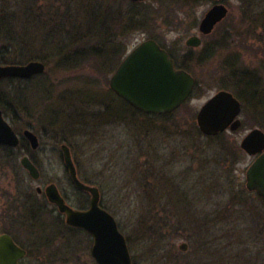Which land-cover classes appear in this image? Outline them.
Here are the masks:
<instances>
[{"label": "rangeland", "instance_id": "1", "mask_svg": "<svg viewBox=\"0 0 264 264\" xmlns=\"http://www.w3.org/2000/svg\"><path fill=\"white\" fill-rule=\"evenodd\" d=\"M19 1L0 0V58L18 60L23 52L7 46L2 38L11 30V22L3 21L21 13L16 7ZM26 2L36 4V0ZM80 2L85 4V0ZM107 3L120 8L122 15L116 14L113 25L106 27L112 35L107 39L110 42L97 38L92 43L89 39L97 37L94 21ZM214 3L94 0L95 6L80 7V17L66 26V34H76L74 39L80 45L68 49L71 53L67 56L85 53L78 67H64L57 58H51L46 72L29 81H0V92L7 93L9 107L17 111L8 110L10 117L6 115V119L19 135L29 128L41 142L39 149L31 150L42 174L38 181L18 165L0 160V234L13 231L15 240L25 248L30 246L33 255L41 249L50 253L41 259L25 258L21 264H97L91 254L92 237L61 223L44 196L36 193L37 186L44 188L55 182L71 205L88 207V198L76 193L62 161L60 149L65 143L78 161L79 176L100 187L102 203L126 236L135 264H264V202L246 187V169L255 157L240 148L245 134L260 127L253 105L264 101V93L258 98L241 95L239 79L233 77L243 66L264 81V19H253V14L248 18L251 8L244 0H224L228 15L205 35L199 24ZM258 3L261 1L256 12L264 16V7ZM61 4V0L37 1L39 8ZM71 7L68 10L72 12ZM133 7L145 10L133 13ZM252 22L258 24L255 30ZM12 23L27 33L19 20ZM193 35L202 39L197 47L186 43ZM149 37H155L176 57L184 55L179 60L185 59V68L199 80L186 105L168 115L131 109L109 87L113 71L108 70L107 77L101 68L114 58L108 57L111 51L117 53L124 44L129 51ZM31 50L36 54L48 52L38 44ZM235 60L238 68L232 70ZM225 83L237 90L223 87ZM36 88L44 89L46 95L36 99L40 95L35 92L31 96ZM259 88L261 93L264 83ZM221 89L232 91L241 101L244 125L235 132L206 136L196 114ZM261 106L264 109V102ZM164 166L171 170L167 181L178 179L182 183L185 191L177 198L183 202H175L176 198L168 194L172 187L154 175V170ZM244 192L246 196H242ZM233 194L240 196L234 203ZM230 203L236 205L233 210L219 209ZM198 213V218H189ZM216 213L221 216L216 217ZM182 243L188 244L186 251L180 248Z\"/></svg>", "mask_w": 264, "mask_h": 264}, {"label": "water", "instance_id": "2", "mask_svg": "<svg viewBox=\"0 0 264 264\" xmlns=\"http://www.w3.org/2000/svg\"><path fill=\"white\" fill-rule=\"evenodd\" d=\"M142 1V0H134ZM229 13L224 3L213 5L200 23V31L210 34ZM202 39L197 35L188 38L187 45L197 47ZM46 64L31 60L24 64H0V79L31 78L44 73ZM195 77L185 69L175 66L168 51L154 39H147L135 46L123 59L110 79V88L136 109L145 113L167 114L178 109L193 93ZM242 103L235 94L222 89L211 96L197 113V124L203 134L216 136L222 132L236 131L242 127ZM32 148L40 146L38 136L30 129L23 132ZM20 138L5 118L0 108V144L16 147ZM240 147L256 156L246 170V187L264 198V130L251 129L241 140ZM65 165L76 188L90 192L87 209H77L67 203L58 186L51 183L45 194L51 204L66 216L68 225L82 228L93 237L92 255L98 264H133L126 236L119 229L115 217L101 206V194L97 186L84 183L78 177L71 149L61 146ZM22 165L34 179L40 178V170L28 156ZM42 191L41 187L37 188ZM180 248L188 249L187 243ZM27 251L9 233L0 234V264H20Z\"/></svg>", "mask_w": 264, "mask_h": 264}, {"label": "trees", "instance_id": "3", "mask_svg": "<svg viewBox=\"0 0 264 264\" xmlns=\"http://www.w3.org/2000/svg\"><path fill=\"white\" fill-rule=\"evenodd\" d=\"M37 1L38 0H36V4H28L26 2V0H20L17 3L16 7H19V10H20L19 12H21V13L17 14V16H11L10 19L7 18L3 21L5 23L11 22V30L8 33H5L4 37H2L4 43L7 46L12 47L14 49L23 50V52H21V55L19 58L21 60H19V59L18 60L4 59L1 57L0 58V64L25 63V62L33 60V59H38V60H42L45 63H47L46 65L48 66L49 63H52L51 58H57L58 61H60L64 65V67H69V68L71 66H74L75 68L78 67L79 66L78 62L80 61L79 58L83 57L85 55V53L78 52L75 55L73 54L71 58H69L67 56V54L71 53L70 50H68V49H71L73 46L79 47L80 45L77 46L78 40L74 39V36L76 34H66V26L71 24L78 17H80V14H82V12H83V9H81L80 7H84V8L87 7V9H89L90 7H93V5L95 6L94 0H85V4H82L80 2L81 0H61L62 1L61 6L49 5V6H42V8H39L37 6ZM45 1H47V0H45ZM106 1L109 2V0H106ZM258 1H261V3H258L260 5L259 7H264V0H244L245 4H247L248 7L251 8V10L247 13L248 18H250V16L253 14L252 15L253 19L254 18H256V20L264 19V16L260 15V14H262V12H256L258 9V8H256V7H258L257 6ZM70 4L72 5V7H71L72 12L68 10V7ZM31 5H34V6H31ZM76 8H77V10H76ZM96 9L98 12L99 9L97 8V6H96ZM102 9H104L105 11L103 13L98 12L99 14H101V16L98 18L99 20L97 19L96 21H94V24H93V30L95 29V31L97 33L96 34L97 37L92 38L93 40L89 39V40H91L92 43H94V41L97 38L99 40H101V38H102L103 41H109L107 39H111L112 35L109 34V30L107 31L106 27L108 26V24H110L111 26L113 25V23H114L113 21H115V19H116V17H115L116 14H118L120 12L122 15L120 8H118V9L116 7L113 8V7L109 6L108 3L106 4V6L104 5V7H102ZM136 9H135V7H133V9H132V10H134L133 13H135V12L142 13L145 10L144 8L137 9V10ZM61 10L63 11V13L61 12ZM116 11H117V13H116ZM22 12L24 13V15H22ZM255 13H257V14L254 16ZM72 15H74L75 17H72ZM132 15H134V14H132ZM126 17H128V16L126 15ZM14 20H19L20 21V27L22 25L23 31L25 30V31H27V33H21L20 31H18L16 29V26H14V24L12 23ZM35 22H36V24H35ZM250 26L253 28V30H255V27H257L258 24L256 22L255 23L252 22ZM263 26H264V24H263ZM31 30L35 31V33L33 35H31L29 33ZM128 31H127V33H124L123 36H127ZM28 33L30 36L28 35ZM93 33H94V31H93ZM104 34H106V36H103ZM242 34L246 37L245 33L242 32ZM152 38L156 39L155 37H152ZM81 42H79L78 44H80ZM34 44L40 45L42 48L46 49L48 52L46 54L45 53H37V54L31 53L33 51L32 50L30 51V49L34 46ZM24 47H25V49H24ZM113 48H114V44H113ZM113 48H111V49L113 50ZM24 50H26V51L24 52ZM127 50H128V47L126 48V44H124L123 47L121 46L119 48V50L115 51L117 53H113V51H111L109 53L108 57L112 59L111 56L113 55L114 58L112 60L114 61V63L111 60L110 63H106L104 65H101V68H102V70L104 69L103 72L107 74V77H108V72H109L108 70H110V72L114 70V68L116 67V65L118 63L116 61H119L121 59L122 55ZM96 60L98 61V59H96ZM184 60L181 59L178 61L179 65L181 67H185L184 66L185 62L183 63ZM90 66H93V65H90ZM230 67L232 68V70L237 69L238 68L237 60H235L233 62V64H231ZM233 77L237 80L239 79L238 82L242 86L241 92H240L241 95L250 96V97L255 96L257 98L259 97L260 94H261L260 96L263 95L262 93H264V90L260 93L259 92L260 91L259 86H262L264 81H262V79L259 76H257V73L249 72L248 70L243 69V66H241V72L237 73ZM3 80H6V79H3ZM9 80H12V79H9ZM26 80L29 81L31 79H26ZM224 86L232 88V90H237L236 87L231 86V84L228 85L225 83L223 85V87ZM198 87H199V80H197V83H196V90ZM35 92L38 95H40L39 97H36V99H39V98L44 97L46 95L44 89H37L36 88L33 92H31V96L33 95V93L35 94ZM9 101H10V98L7 95V93L0 92V107L2 108L5 116L7 115L8 110H12V111L17 113L15 108L9 107V106H11ZM263 102L264 101H258V102L256 101V103L253 105V110L255 111V113L257 114L256 116L258 117L257 123H259L260 127H262V128H264V109L261 108L262 107L261 105H263ZM259 106H261V107L259 108ZM23 107L27 108V105L24 104ZM129 107L131 109H133L130 105H129ZM28 108H31L30 104H28ZM7 116H9V115H7ZM16 116H18V115H15L14 117H16ZM20 146L21 147H28V143L26 141H22ZM238 150L241 151L240 148H238ZM2 154L6 155L7 153L1 152V155ZM19 167H20V165H19ZM166 170H168V171H166ZM168 172H171V170L169 169V166H164L163 169L154 170V175L160 177V180H166L165 182L167 183V186L169 185L170 187H172L171 190L168 191L169 192L168 194H172V196L176 198L175 202H177V203L183 202V201H180V199H178V198L183 197L182 194L184 193L185 189L181 188L182 183L178 182V179L177 180L172 179L170 181H167V179L170 178L168 176ZM173 180H174V183H173ZM162 184H164V183H162ZM162 190H163V192L167 191V190H165V188ZM205 192L203 190V193H205ZM246 194L247 193L244 192L242 194V196H244V195L246 196ZM232 198H233V203H234V202H237L236 201L237 198L240 199V196L233 194ZM261 200H263V202H264V199H261ZM233 203L228 204L224 208L222 205H220L219 209H226L228 211H231L236 206ZM242 205H245V203L243 202ZM103 206L105 207V205H103ZM80 208H83V205H80ZM220 213L222 214V212H220ZM190 214H188L187 217ZM199 214H201V213L194 214L193 216L190 215L189 218H198ZM215 216L218 217L221 215L216 213ZM203 217H204V214H203ZM203 221L205 223H207V221H205V219H203ZM176 226H177V228H179L178 225H176ZM197 226L199 228L204 227V226L200 227V223H197ZM73 229L74 228H72V230ZM9 232H11L13 234V231L10 230ZM40 247L43 248L42 246H40ZM27 250H28V258L29 259L31 257L33 258L34 255H33V251L31 249V247L29 246L27 248Z\"/></svg>", "mask_w": 264, "mask_h": 264}, {"label": "flooded vegetation", "instance_id": "4", "mask_svg": "<svg viewBox=\"0 0 264 264\" xmlns=\"http://www.w3.org/2000/svg\"><path fill=\"white\" fill-rule=\"evenodd\" d=\"M133 2H138V3H140V2H143L144 0H142V1H134V0H132ZM147 1V0H146ZM219 2H222V3H224V0H215V3L214 4H216V3H219ZM213 4V5H214ZM230 11V10H229ZM200 25V24H199ZM169 54H170V56L173 58V60H174V62H175V65H176V67H178V68H184V69H186L185 67H181L180 65H179V63H178V61H179V58H184L183 56H181V57H176L174 54H173V52L172 51H170L169 50ZM125 56V55H124ZM124 56H123V58H124ZM123 58H122V60H123ZM121 60V61H122ZM120 61V62H121ZM129 105V104H128ZM19 136V138H20V142H22V141H26L27 143H28V147H13V146H7V145H0V150H2V152H4V153H7L6 155H0V160H3V159H7L8 161H10L11 163H12V165L13 166H19V161H18V159H21V156H24V155H27L34 163H35V165L38 167V169L40 170V167H39V162H38V160H36V158H35V156H33V152L32 151H34V150H37V149H39V148H37V149H34V148H32L31 147V145H30V141L26 138H24L23 136H21V135H18ZM70 147V146H69ZM23 150V152L24 153H22V154H19L18 152L20 151V150ZM70 149H71V147H70ZM32 150V151H31ZM60 151H61V158H62V161H63V163H64V165H65V160H64V155H63V151H62V149H60ZM71 153H72V156H73V159H74V162H75V165H76V167H77V171L79 170V165H78V161L75 159V157H74V155H73V151H72V149H71ZM65 168H66V165H65ZM66 171H67V173H68V175H69V178H70V180H71V182H72V184H73V181H72V179H71V177H70V174H69V172H68V170H67V168H66ZM27 173H28V175L30 176V174H29V172L27 171ZM40 173H41V170H40ZM42 175V174H41ZM78 176H79V174H78ZM31 177V176H30ZM79 178L84 182V183H87V184H89V185H94V186H97L98 188H99V190H100V194H101V202H102V191H101V189H100V187L97 185V184H95V183H93V182H91V181H89V180H87V179H83L82 177H80L79 176ZM2 179V178H1ZM40 179H41V176H40ZM40 179H38V180H40ZM34 180V179H33ZM38 180H34V181H38ZM51 183H55V182H50V183H48V184H51ZM56 184V183H55ZM57 185V184H56ZM58 186V185H57ZM73 186H74V184H73ZM39 186H37V188H38ZM75 187V186H74ZM36 188V193L38 194V195H42V196H44V199H45V201L50 205V206H52L53 207V210H54V212L56 213V215H54L53 214V216L54 217H56V218H58L59 219V221L61 222V223H65V225L66 226H68V227H70V228H74V229H79V228H75V227H72V226H69L68 224H67V222H66V216L63 214V213H61L60 211H59V209H58V207L55 205V204H51L50 202H49V200H48V198H47V196H46V194H45V192L42 190V191H39L38 189ZM59 188V187H58ZM75 189H76V193H78L79 195H83V196H86L87 198H88V201H90V198H91V194H90V192H88V191H86V190H81V189H78V188H76L75 187ZM59 190H60V188H59ZM60 192H61V194L63 195V197L65 198V200L68 202V199H67V197H66V195L65 194H63L62 193V191L60 190ZM69 203V202H68ZM72 207H74L73 205H71ZM74 208H77V207H74ZM13 236V235H12ZM14 237V236H13ZM35 250V249H34ZM50 255V253H48V251H46V249H41V250H39L38 252H36L35 253V255H34V257L36 258V259H41V258H45V256H49ZM25 258H28V250H27V256L25 257ZM95 260V259H94ZM96 261V260H95ZM97 263V262H96ZM98 264V263H97ZM135 264V263H134Z\"/></svg>", "mask_w": 264, "mask_h": 264}]
</instances>
